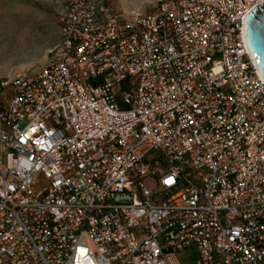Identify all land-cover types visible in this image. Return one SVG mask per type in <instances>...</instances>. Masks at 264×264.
<instances>
[{
    "label": "built area",
    "instance_id": "1",
    "mask_svg": "<svg viewBox=\"0 0 264 264\" xmlns=\"http://www.w3.org/2000/svg\"><path fill=\"white\" fill-rule=\"evenodd\" d=\"M61 1L44 68L2 85L0 264H264V78L244 36L264 0Z\"/></svg>",
    "mask_w": 264,
    "mask_h": 264
},
{
    "label": "rangeland",
    "instance_id": "2",
    "mask_svg": "<svg viewBox=\"0 0 264 264\" xmlns=\"http://www.w3.org/2000/svg\"><path fill=\"white\" fill-rule=\"evenodd\" d=\"M160 1L108 0V4L126 16L131 12L148 13ZM61 12V0H0V110L10 96L3 84L46 65L49 52L59 40ZM42 183L35 178L33 190L40 191Z\"/></svg>",
    "mask_w": 264,
    "mask_h": 264
},
{
    "label": "water",
    "instance_id": "3",
    "mask_svg": "<svg viewBox=\"0 0 264 264\" xmlns=\"http://www.w3.org/2000/svg\"><path fill=\"white\" fill-rule=\"evenodd\" d=\"M246 45L257 69L264 78V7L258 5L247 13L244 21Z\"/></svg>",
    "mask_w": 264,
    "mask_h": 264
},
{
    "label": "trees",
    "instance_id": "4",
    "mask_svg": "<svg viewBox=\"0 0 264 264\" xmlns=\"http://www.w3.org/2000/svg\"><path fill=\"white\" fill-rule=\"evenodd\" d=\"M189 252V253H188ZM185 254V255H184ZM187 254V255H186ZM179 262L181 264H191L194 260V256L190 253V251L185 250L178 255Z\"/></svg>",
    "mask_w": 264,
    "mask_h": 264
},
{
    "label": "snow or ice",
    "instance_id": "5",
    "mask_svg": "<svg viewBox=\"0 0 264 264\" xmlns=\"http://www.w3.org/2000/svg\"><path fill=\"white\" fill-rule=\"evenodd\" d=\"M167 182H171V181L169 180V181H167Z\"/></svg>",
    "mask_w": 264,
    "mask_h": 264
}]
</instances>
